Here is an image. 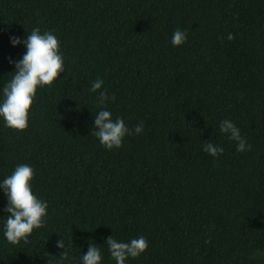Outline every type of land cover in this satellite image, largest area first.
<instances>
[{"label": "trees", "instance_id": "obj_1", "mask_svg": "<svg viewBox=\"0 0 264 264\" xmlns=\"http://www.w3.org/2000/svg\"><path fill=\"white\" fill-rule=\"evenodd\" d=\"M34 28L57 37L65 71L37 88L25 130L0 118V183L30 166L47 215L10 244L0 189V264H82L89 244L116 264L110 236L148 241L125 264H264V0H0V103L26 52L11 38ZM101 91L133 130L112 150L93 134ZM225 119L250 150L220 132Z\"/></svg>", "mask_w": 264, "mask_h": 264}, {"label": "clouds", "instance_id": "obj_2", "mask_svg": "<svg viewBox=\"0 0 264 264\" xmlns=\"http://www.w3.org/2000/svg\"><path fill=\"white\" fill-rule=\"evenodd\" d=\"M228 39H234L233 35L229 34ZM186 40L187 33L178 29L173 33L171 43L177 47L186 43ZM11 43L13 46L23 43L26 52L20 61L15 62L14 76L3 89L4 100L0 103V118H3L7 128L22 132L28 127V113L37 88L51 86L58 79L65 71L64 59L60 53L57 37L51 32L41 34L39 28H34L24 40L12 37ZM102 84L103 81L97 79L92 83L90 91L96 92L101 89ZM109 99L114 100L115 97H109L105 92H100L98 104L102 110L95 115L94 126L97 130L93 134L104 148L112 150L121 147L123 138L133 134V130L126 127L121 118L113 120L111 113L103 110L105 102ZM143 130V122H140L135 127L134 133L140 134ZM219 130L236 142L237 152L251 149L232 121L227 119L221 121ZM204 151L215 158L223 153V148L206 142ZM33 175V169L22 164L0 183V189H3L7 197L4 211L9 214L4 225V236L12 245H18L21 241L28 244L33 230L44 226L48 205L46 201L38 199L33 194L30 184ZM209 242L205 241V243ZM106 243L110 256L116 264H125L126 259L137 258L148 248V241L143 236L131 239L130 242H119L110 236ZM56 247L63 249L59 255L61 262L68 260V251L63 238L57 241ZM259 255V252L253 254L254 257ZM101 260L100 248L89 244L86 254L82 257V264H101Z\"/></svg>", "mask_w": 264, "mask_h": 264}]
</instances>
